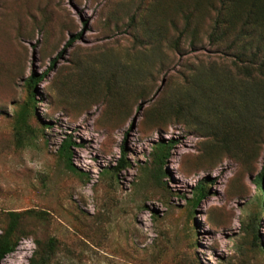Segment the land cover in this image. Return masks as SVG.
<instances>
[{
  "label": "rangeland",
  "instance_id": "374dc122",
  "mask_svg": "<svg viewBox=\"0 0 264 264\" xmlns=\"http://www.w3.org/2000/svg\"><path fill=\"white\" fill-rule=\"evenodd\" d=\"M179 1L0 0V232L7 211H32L0 264L50 239L49 264H264V96L253 66L238 75L231 34L209 43L211 2L180 37Z\"/></svg>",
  "mask_w": 264,
  "mask_h": 264
},
{
  "label": "trees",
  "instance_id": "16d2710c",
  "mask_svg": "<svg viewBox=\"0 0 264 264\" xmlns=\"http://www.w3.org/2000/svg\"><path fill=\"white\" fill-rule=\"evenodd\" d=\"M180 6H184L181 1ZM212 6V17L210 18L209 32L207 33V39L209 43L214 45H223L222 38L231 34L227 49L231 50L232 56L237 58L235 66L238 68V75L243 78L251 79V71L243 66L244 63H249V67L253 66L255 70V76L258 82V87L264 96V0H192V7L186 10L184 7H180L183 13V31L180 32V37L187 36V31L190 25L188 24L190 18V12L193 10L200 11L205 8L208 3ZM187 8L189 6L187 5ZM186 22V23H185ZM192 28V27H190ZM191 44L194 43L193 39ZM241 64V65H240ZM208 74H213L215 80L224 83L227 87L239 88L241 92H247L248 86L239 79H235L226 70H214L211 68ZM202 75L205 78L206 72L203 71ZM209 75V76H210ZM43 75L36 77L34 74L28 78L27 87L33 90L36 82L42 78ZM33 92V91H32ZM30 93V99L33 94ZM264 103V100L262 101ZM183 108V107H182ZM183 108V113H184ZM261 111L264 108L261 106ZM26 112V113H25ZM27 110L21 113L19 118L18 131L29 128L26 123ZM191 116L188 109H186L185 118ZM174 142L168 141L166 143H158L159 153L157 154V163L159 167L157 169L159 174H162L163 157L167 158L170 154V148ZM76 145L70 137H66L61 142L58 148V154L63 161L64 166L71 172H77V168L72 162V149L71 146ZM117 167L114 168L113 174H116L118 168L124 167L128 164L125 157V149L122 147V154L118 160ZM207 195V190L203 182L197 183L192 199V205L196 206L197 203ZM32 213L31 210H25L23 212L7 211L6 212V225L0 232V262L6 255L10 254L17 247L20 239V222L25 214ZM54 239L48 240L47 244L38 248L29 259V264H49L52 257Z\"/></svg>",
  "mask_w": 264,
  "mask_h": 264
}]
</instances>
